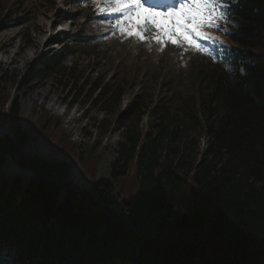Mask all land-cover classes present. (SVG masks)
Here are the masks:
<instances>
[{"label":"trees","instance_id":"trees-1","mask_svg":"<svg viewBox=\"0 0 264 264\" xmlns=\"http://www.w3.org/2000/svg\"><path fill=\"white\" fill-rule=\"evenodd\" d=\"M234 7L231 31L215 33L229 47L212 46L224 61L211 69L205 117L187 116L204 132L197 153V138L182 142L176 119L156 107L163 121L139 128L137 97L108 181L80 184L68 150L54 154L49 138L31 137L0 92V264H264V0ZM73 40L89 47L95 38ZM96 92L108 109L113 90ZM131 167L137 188L125 192L116 182ZM156 172L188 181L191 204L176 205Z\"/></svg>","mask_w":264,"mask_h":264},{"label":"rangeland","instance_id":"rangeland-1","mask_svg":"<svg viewBox=\"0 0 264 264\" xmlns=\"http://www.w3.org/2000/svg\"><path fill=\"white\" fill-rule=\"evenodd\" d=\"M92 5L91 0H0L4 109L16 103L17 122L31 137L49 138L46 146L51 140L54 154L62 148L68 150L64 161L80 184L84 180L108 181L115 151L123 142L124 126L135 120L128 108L137 97L143 113L139 128L163 121L154 113L156 107L176 119L173 123L182 142L197 138L196 153L201 151L205 145L202 125L193 126L187 116L193 111L198 121L205 117L211 69L220 61L218 57L212 50L216 59L172 45L160 51L155 43L137 44L105 27ZM157 23L164 21L157 18ZM225 28L228 33L232 29L230 24ZM82 33L95 38L89 47L74 46L73 39ZM95 58L98 64L93 63ZM48 64L58 67L47 74ZM239 71L242 73L241 68ZM101 85L115 93L108 109L99 104L102 99L97 92L93 94ZM175 113L178 117L171 115ZM98 122L109 126L105 134L99 133L102 126ZM134 169L131 167L116 186L125 192L135 191L138 180ZM156 177L176 205L184 204L185 209L191 204L186 198L188 181L171 182L159 172Z\"/></svg>","mask_w":264,"mask_h":264},{"label":"snow or ice","instance_id":"snow-or-ice-1","mask_svg":"<svg viewBox=\"0 0 264 264\" xmlns=\"http://www.w3.org/2000/svg\"><path fill=\"white\" fill-rule=\"evenodd\" d=\"M239 0H91L96 14L109 17L101 21L113 33L131 38L135 43H155L160 51L167 45L191 50L206 57H213L208 46L227 45L215 32L227 33L223 25L229 24ZM163 9V10H162ZM161 18L164 23H157ZM206 42V43H205Z\"/></svg>","mask_w":264,"mask_h":264},{"label":"bare ground","instance_id":"bare-ground-1","mask_svg":"<svg viewBox=\"0 0 264 264\" xmlns=\"http://www.w3.org/2000/svg\"><path fill=\"white\" fill-rule=\"evenodd\" d=\"M40 48V45L36 44L35 50H38ZM35 52V51H34ZM26 57V56H25ZM12 65V64H11Z\"/></svg>","mask_w":264,"mask_h":264}]
</instances>
